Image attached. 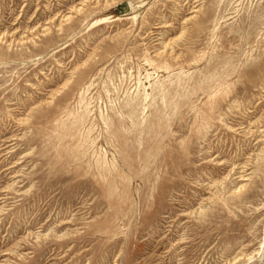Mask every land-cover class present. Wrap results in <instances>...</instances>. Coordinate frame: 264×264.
I'll return each instance as SVG.
<instances>
[{
    "label": "rangeland",
    "instance_id": "obj_1",
    "mask_svg": "<svg viewBox=\"0 0 264 264\" xmlns=\"http://www.w3.org/2000/svg\"><path fill=\"white\" fill-rule=\"evenodd\" d=\"M232 263L264 264V0H0V264Z\"/></svg>",
    "mask_w": 264,
    "mask_h": 264
},
{
    "label": "bare ground",
    "instance_id": "obj_2",
    "mask_svg": "<svg viewBox=\"0 0 264 264\" xmlns=\"http://www.w3.org/2000/svg\"><path fill=\"white\" fill-rule=\"evenodd\" d=\"M78 8V7H77ZM74 9V8H73ZM77 10V9H76ZM73 11V10H72ZM76 13H77V11H76ZM80 13V12H79ZM69 16V15H68ZM64 19V18H63ZM64 21V20H63ZM47 30V29H46ZM4 38V37H3ZM245 178V177H244ZM243 189V188H242ZM233 262V261H232ZM233 264V263H232Z\"/></svg>",
    "mask_w": 264,
    "mask_h": 264
}]
</instances>
